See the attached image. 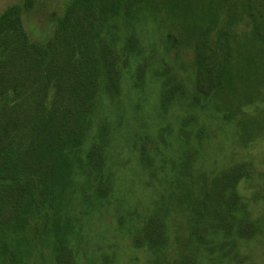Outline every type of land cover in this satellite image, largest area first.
<instances>
[{
    "label": "rangeland",
    "instance_id": "rangeland-1",
    "mask_svg": "<svg viewBox=\"0 0 264 264\" xmlns=\"http://www.w3.org/2000/svg\"><path fill=\"white\" fill-rule=\"evenodd\" d=\"M23 1L0 0V14L19 6L29 41L45 44L71 0H34L29 11ZM96 4L90 17L96 29L72 53L70 71L89 91L103 80V63L115 58L114 69H126L109 94L115 106L126 105L107 113L111 96L100 97L96 123L70 136L58 168L39 170L45 180L28 210L16 211L15 198L0 193V264H264V74L249 79L261 67L253 66L264 57V42L251 47L243 37L255 15L264 40V0H224L214 30L201 39L208 96L215 70L240 47L253 60L228 98L229 111L218 117L219 107L208 101L189 110L173 102L160 108L164 89L150 55L171 68L168 76L182 90L194 77L193 50L166 41L168 33L181 35L179 19L139 18L126 29L114 18L105 21V6ZM126 42L134 58L120 48ZM31 164L26 171L34 174Z\"/></svg>",
    "mask_w": 264,
    "mask_h": 264
},
{
    "label": "trees",
    "instance_id": "trees-1",
    "mask_svg": "<svg viewBox=\"0 0 264 264\" xmlns=\"http://www.w3.org/2000/svg\"><path fill=\"white\" fill-rule=\"evenodd\" d=\"M96 1L106 8L105 21L114 18L116 22L121 21L126 29L132 28L137 19L145 17L164 20L165 16H169L182 22L181 35L176 37L168 33L166 41L170 47L186 46L193 50L195 56L190 67L194 77L192 83L182 90L179 82L168 76L171 68L168 71L154 54L150 55V65L164 89L159 101L161 110L165 111L172 102L189 110L208 101V104L219 107L215 110L218 117L220 112L229 111L228 98L248 70L250 74L253 67L261 64L253 75L250 74L251 81L264 74V57L257 60L253 67H248L253 61L248 55L250 50L245 51L240 47L230 64L227 60V65L225 63L215 70L212 96L203 92L201 39L214 30L224 0H71L64 15L56 19L53 36L45 44L30 42L22 22L21 8L16 5L8 7L0 14V165H6L7 169L6 176L0 177V193H8L15 198L13 206L16 211L28 210L39 185L45 180L44 172L39 170L58 168L73 142L70 136L75 132H79L78 135L82 133L92 125V121L96 123V114H102V103H98L100 97L108 95L113 87H118L125 72L123 69L126 67L114 69L117 66L114 65L115 58H110L103 63L104 69L107 68L102 75L103 80L95 84V88L89 85L91 89L86 91L84 82L79 86L74 82L78 75L70 71L68 63L74 59L72 53L76 48L79 50L90 42L88 34L96 29L93 17L90 18L97 7ZM33 4L34 0H24L23 8L29 11ZM113 5L116 7L114 14L111 13ZM261 15L262 12L259 18L264 17ZM256 18L254 15L252 28L243 36L249 37L247 41L251 47L257 45L258 41L264 42L258 35L260 29L256 25ZM203 22L209 23L204 29ZM130 36L132 33L127 40L133 38ZM105 43L107 49L115 51L110 43ZM120 48L126 58H134L127 42ZM82 59L81 56L78 61L83 66ZM34 63L36 67H33ZM108 67H112V71ZM127 67H131L129 61ZM208 68L212 70L216 67ZM30 72L33 77L29 75ZM115 100L116 97L111 96L112 108L108 103L103 110L110 113L118 109L120 103L126 105V101H120L115 106ZM107 121L110 123V117ZM33 161L37 165L34 174L26 171ZM2 207L5 205L1 204Z\"/></svg>",
    "mask_w": 264,
    "mask_h": 264
}]
</instances>
